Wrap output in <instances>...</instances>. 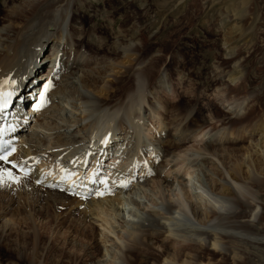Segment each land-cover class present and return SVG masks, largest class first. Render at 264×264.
I'll return each instance as SVG.
<instances>
[{"label": "rangeland", "instance_id": "374dc122", "mask_svg": "<svg viewBox=\"0 0 264 264\" xmlns=\"http://www.w3.org/2000/svg\"><path fill=\"white\" fill-rule=\"evenodd\" d=\"M4 1L0 0V28L8 24V12L4 7L7 0ZM51 1L37 0L36 6ZM12 2L24 5L25 0ZM76 10L82 14L80 21L87 34L105 45L106 50L93 48L94 51L111 57L113 61L120 60V51L117 50L122 46L139 53L140 60L133 69L114 83V86H122L116 93L120 101L108 108L111 116L107 120H112L111 123L116 125L118 119L128 118L126 122H129L133 136L136 133L131 129L130 122L134 119L142 122L140 142L142 146L144 142L149 143V149L141 152L143 149L137 144L140 148H135L141 151L136 149L131 158L121 157L119 160H114L111 153L101 163L99 171L116 179L113 173L118 166H128L130 173L135 170L134 178L138 175L146 179L143 183H139L142 182L140 179L137 183L136 180L131 182L132 185L134 183L135 196L142 202L140 208L131 204V209L120 213L117 211L118 217L111 211H106L103 217L94 216L85 221L79 219L76 211L70 216H67V212H64L65 215H54L49 207L46 209L47 205L35 203L33 197L25 199L27 195L23 192L22 196L19 194L18 186L13 185L22 183L16 171L17 174L14 172L13 178H10L11 186L15 187H10L4 194L0 191V213L4 207L8 211L0 215V264H131L128 249L123 243L128 241L130 232L142 233L139 230L142 229L140 222H136L138 219H135L136 225L132 226V222L127 224L128 219L136 216L133 211H140L143 215L156 211L165 219L169 212L168 204L171 203L178 208L175 210L178 223L183 220L181 223L194 226L200 224L192 213L193 207L200 205L195 198L197 195L201 194L219 211L228 212L234 208L232 204L224 206L219 196L198 181L202 175L199 163L204 161L205 156L211 160L209 170L225 177L242 200L250 204L251 207L247 209L248 212L251 210V214L249 212L247 219L257 230L247 237H256L261 243L258 247L250 243L248 246L244 242L240 245L250 254L254 252L250 258L252 262L248 264H264V185L256 187L233 180L219 157L213 153L206 154L208 152L204 150L211 139L214 144L219 141L221 149L225 150L223 158L226 164H236L250 154V129L264 121V0H79ZM16 20L19 21L18 18ZM49 46H46L43 54L50 50ZM44 67L38 75L44 71ZM137 86H144L141 91L142 105L129 113ZM121 91L124 93L121 94ZM148 99L157 104L153 109ZM174 105L181 107L176 111ZM144 107L148 108L146 114ZM192 107L194 118L202 125L194 130L181 149L174 150L169 156L161 154L156 137L161 131L166 132L177 126L175 122L171 124L174 116L180 120L190 119L188 111ZM90 113L88 119L97 121L92 127L95 129L93 132L99 126H106V111L92 110ZM38 114L32 113L20 132L30 136L29 139L17 138L15 143L37 148L35 165L60 169L64 161L53 155L54 149L59 146H56V134L53 136L50 130L58 125L57 120L51 119L48 112L47 115L43 112L40 116ZM130 118L132 121H129ZM34 129L41 131L42 135H33ZM232 136H240L241 139ZM30 142L34 143V148ZM135 152L141 158L137 160L139 166L135 165ZM139 152L143 156H139ZM127 159L132 163H128ZM163 161L165 167L160 166ZM145 166L146 170L150 169L147 174L141 173ZM157 171H161V176H156ZM165 176L170 177L171 182L175 181L172 188L164 185ZM37 186L43 187L41 184ZM181 201H185L186 210L179 209ZM219 220L216 218L212 223L218 224ZM87 231L91 232L89 237L86 236ZM182 234L180 232L171 237L172 253L194 254L198 239L202 238L197 235L184 237ZM153 250L157 252L161 247L157 244ZM152 263L177 264V261Z\"/></svg>", "mask_w": 264, "mask_h": 264}, {"label": "bare ground", "instance_id": "6f19581e", "mask_svg": "<svg viewBox=\"0 0 264 264\" xmlns=\"http://www.w3.org/2000/svg\"><path fill=\"white\" fill-rule=\"evenodd\" d=\"M9 1L12 2L13 0H7L4 6L8 12L6 15L8 24L5 23L0 28V96L9 93L10 90L12 92L18 90V97L21 101H15V104L18 108H22V104L29 99L32 91L39 84H43V90L36 94V99L33 101L29 112L39 113V116L42 112L45 115L48 112L51 113L49 114L51 119L57 120L58 125L50 128L51 134H56V138H54L56 139V146H59L54 149L53 155L64 161V165L61 166L62 169L59 166L60 169H55L49 175H45L43 168L35 165L34 162L35 153L38 152L37 148L31 149L28 145L15 143L16 150L10 156L9 161L18 163L19 166H23L24 170L31 171V174L19 172L18 175L22 183H13V185L18 186L17 189H19L21 196L23 193L29 196L28 198L24 196L25 199L33 197L34 200H31L35 203H42V206L47 205L46 209L49 207L54 215H63L64 212H67V216H70L76 211L82 221L89 220L90 217L94 216L103 217L106 211H111L118 217L117 211L120 213L126 209H131V204L139 205L140 208L142 199L139 202L138 196H135L134 183L132 185L131 182L136 180L137 183L140 179L142 182L139 183H143L146 179L139 178L138 175L134 178L135 170L132 173L128 172L126 165L114 169L118 171L119 179L109 182L107 178L102 176L100 177V185H94L93 190L89 192L88 189L71 192L67 184H61L59 180L55 179L65 167L72 166L79 170L72 173L67 172L65 175L60 174L59 178L74 177L69 183H83L78 180L83 167L88 168L91 164V168L96 167L97 169L111 153V157H115L114 160H119L121 157L130 156L129 158H131L134 150L137 149L135 147H141L142 151L137 149L141 152L149 149V145H147L149 143L145 144L144 142L142 146L143 143L140 142L142 137L139 135L142 122L135 119L132 121L131 118L129 120L132 121L130 122L133 126L131 129L135 130L134 132L140 142L136 143V136L131 134L128 127L129 122H126L128 118L127 120L126 117L118 119L116 125L111 123L112 120H107L111 116L108 114V108L115 106L120 101V97L116 93L120 91L119 87L122 86H114V83H117L121 76H125L133 69V66L140 60L139 53L129 49L128 46H122L117 50V52L120 51V60L113 61L111 57L94 51L93 48H104L105 50L106 48L101 41L87 34L84 24L80 21L82 14L76 10L79 0H53L40 6H36L39 2L37 0H25L24 5L15 2L11 4ZM47 45H50V50L43 54L42 52ZM46 64H48L46 69L38 75L37 73ZM229 78L231 77L229 76ZM150 87L154 88L155 86ZM143 88L144 86L142 88L137 86V93L131 101L129 113L140 106ZM123 93L121 91V94ZM148 103L152 109L157 105L151 99H148ZM180 107L174 105L173 109L178 111ZM92 110L107 112L104 119L106 126L104 128L99 126L96 132H93L95 129H92L96 120L93 122L94 118L88 119ZM144 111L146 114L148 108L144 107ZM129 113L126 112L130 116ZM21 114L22 111L18 110L16 117ZM78 115L80 117H77ZM188 115L190 119L186 120L185 118L180 120L178 116H174L171 119V124L176 123L175 129L166 132L161 131L156 137V141L161 146L159 147L161 154L164 153L169 156L174 150L181 149L187 143V139H190L194 130L200 128L202 124L196 117L194 118L193 107L188 111ZM26 121L27 118H25ZM59 124H65V126ZM24 126L25 124H20L14 139L19 138L20 140L23 137L29 139L30 136L27 137L24 133H20ZM179 126L181 127L179 128ZM256 132L257 134H255ZM41 133V131L34 129L33 135L36 134L39 137ZM249 133L252 137L249 145L250 154L247 157L245 155L236 164L230 166L226 164L223 158L225 150L221 149L222 144L219 141L214 144L212 143L214 141L211 142L213 139H211L206 143L204 150L208 152L206 154L213 153L219 157L220 162L233 180L261 187L264 185V121L254 125ZM226 136L229 137V135ZM222 137L224 138V136ZM233 138L241 139L240 136ZM31 139L33 138L31 137ZM30 144V146H34L33 142ZM94 149L96 150L94 151ZM139 154V156H143L140 152ZM133 158L136 160L135 165L138 164L137 160L141 159L138 158V155L136 156V152ZM204 158L202 159L204 161L199 163L200 174L203 177L202 175L199 176L198 181L203 187H207L211 190L210 192L219 196V200L224 206L232 204L234 208L228 212L219 211L209 202H206L207 200L201 194L197 195L195 198L200 205L193 207L192 213L200 221V224L194 226L181 223L183 220L178 223V216L175 214L177 213L175 210L178 208L176 209L171 203L168 204L167 210L169 212L165 219L156 211L146 214L147 216L140 211H133L136 216L134 214L133 219H128L127 224L132 222L134 223L131 224L132 226L136 225L135 219H138L136 222H140L142 226V229L141 226L139 227L142 237L139 233L130 232L128 241L123 243L124 247L128 249L131 264H153L154 261L172 263L173 259L177 261V264H248L252 262L250 258L254 252L250 254L244 250V246L241 248L240 245L241 242L247 243V245L250 243L253 246L261 243L256 237H247L248 234L256 233L257 230V227L247 219L251 211L248 212V209L251 206L242 200L236 189L225 177L209 170L208 166L211 160L207 156ZM128 163L132 162L129 161ZM133 164L131 165L133 166ZM160 166L165 167L164 161L162 164L160 163ZM146 168L145 166L141 173H149L150 169L146 170ZM6 169L10 170L12 174L14 172L17 174L11 163L0 161L1 194L8 191L10 187H15L11 186V179L4 172ZM155 173L158 177L162 174L161 171ZM95 174V172L90 171L87 177L83 173L84 177L82 176V178L84 181L88 178V183L91 182V177ZM169 178L165 176L162 180L165 186L172 188L175 181L171 182ZM39 180L42 181L41 185L44 188L37 186ZM87 185L89 186V184ZM40 203L37 205L40 206ZM178 206L181 211L187 209L185 201H181ZM7 212L6 207L1 211V213ZM122 218L125 220V215ZM216 218L220 220L218 224H213L212 221ZM227 218L228 220L225 221ZM117 219L119 220V218ZM182 225L184 226L182 227ZM177 231L184 233V235L182 234L184 237L197 235L202 238L198 239L197 250L194 254L172 253L171 237L180 234ZM89 233L91 232H86L87 237L90 236ZM157 244L161 250L155 252L153 248Z\"/></svg>", "mask_w": 264, "mask_h": 264}, {"label": "snow or ice", "instance_id": "6c2138e0", "mask_svg": "<svg viewBox=\"0 0 264 264\" xmlns=\"http://www.w3.org/2000/svg\"><path fill=\"white\" fill-rule=\"evenodd\" d=\"M14 151V149L12 150ZM9 155H11V152H8L6 154H0V161H6V162H9V163H12L11 161H9L8 157ZM4 172L9 176V178H13V174L10 170H4ZM100 195H103V193H100Z\"/></svg>", "mask_w": 264, "mask_h": 264}]
</instances>
